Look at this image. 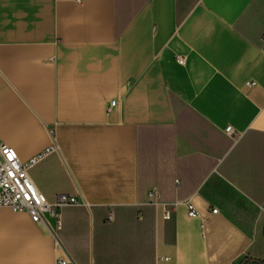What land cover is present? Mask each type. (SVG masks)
<instances>
[{
  "label": "crops",
  "instance_id": "crops-1",
  "mask_svg": "<svg viewBox=\"0 0 264 264\" xmlns=\"http://www.w3.org/2000/svg\"><path fill=\"white\" fill-rule=\"evenodd\" d=\"M0 144L81 201L0 264H264V0H0Z\"/></svg>",
  "mask_w": 264,
  "mask_h": 264
},
{
  "label": "built area",
  "instance_id": "built-area-1",
  "mask_svg": "<svg viewBox=\"0 0 264 264\" xmlns=\"http://www.w3.org/2000/svg\"><path fill=\"white\" fill-rule=\"evenodd\" d=\"M179 63L184 65L185 59H179ZM115 105L116 102H113L111 107ZM226 133L235 134L231 127L226 129ZM51 151L23 163L14 148L0 144V209H10L15 213H27L33 223L46 225L54 240L56 250L64 251L59 237V232L62 229L59 211L65 207L80 205L81 201L78 197L59 195L54 203H50L30 175V170L43 161ZM149 200L152 205L160 204L158 189L155 188L149 193ZM189 209L191 217H198V213L194 211L191 204ZM213 214H218V210L214 209ZM168 218H170L169 215L166 216V219ZM50 219L56 220L54 226L50 225ZM56 264H69L67 256L58 257Z\"/></svg>",
  "mask_w": 264,
  "mask_h": 264
}]
</instances>
